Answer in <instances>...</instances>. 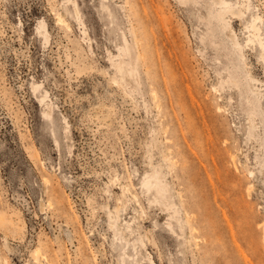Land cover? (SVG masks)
Segmentation results:
<instances>
[{"label":"rangeland","instance_id":"obj_1","mask_svg":"<svg viewBox=\"0 0 264 264\" xmlns=\"http://www.w3.org/2000/svg\"><path fill=\"white\" fill-rule=\"evenodd\" d=\"M228 1L233 8L0 0V264H251L224 253L232 237L223 208L236 221L214 195L254 204L262 241L264 142L249 132L247 92L234 79L245 88L249 71L264 92V58L252 43L240 57L232 34L247 43L257 12L264 30V0ZM204 114L218 142L212 153L203 150ZM154 169L167 197L144 184ZM181 202L198 213L199 245L173 217ZM118 206L127 207L119 222L129 241L110 226ZM212 219L219 234L208 230Z\"/></svg>","mask_w":264,"mask_h":264},{"label":"bare ground","instance_id":"obj_2","mask_svg":"<svg viewBox=\"0 0 264 264\" xmlns=\"http://www.w3.org/2000/svg\"><path fill=\"white\" fill-rule=\"evenodd\" d=\"M222 3L224 4V6L227 9L228 8L231 9V8L234 7V5L228 0H222ZM102 5L104 6V9L110 10V14H112V11H111L112 9H111V7L108 4L103 3ZM76 10H79V8L77 6H76ZM228 11H231L232 13H236V14L241 13V12L243 14L246 13V11L241 10V9L228 10ZM219 16H220L221 19L226 20L227 16L225 15L224 12H221L219 14ZM261 21H262V16L258 12L251 14L250 19L247 20V28L249 29L250 34H249V36H247L248 41L245 44L238 39V37L235 35L236 33L232 34L233 48H234L235 52L238 53L239 56L242 57L243 59H245V47L247 45L251 44V43L256 45V46L257 45L260 46V55H261V57L264 58V30H263L262 25L260 24ZM245 79H246V81H244V87L245 88H242L240 86V79L238 77L234 79V84L238 88L244 89L247 92V100H248V103L250 105V110H251L250 111L251 123H250V126H249V132L252 135H254L255 137H257V138L259 137V140L262 139L263 142H264V92H262V90L259 89V87H257V86L253 87V82L256 81L257 79L255 77H253L251 75V73H249V71H248V75H246ZM203 117L205 118L204 123H205V125H207V127L205 126V129H204V132H206V133H204V135L206 137V139H205V143L206 144L203 147V150L212 153L214 148H218L219 149L218 142H217L216 138L212 135L213 131H212L211 127L209 126V124L207 123L206 115L204 114ZM258 117L261 118V120H260L262 122L261 125H259L258 122H257V118ZM260 127H263V129L260 128ZM179 129H180L182 138H184L186 140L187 139V132H186L185 128L182 126L181 122L179 123ZM226 141H227V139H226ZM194 153H195V155L198 156V152L196 150H194ZM144 184L146 185L148 191H152V190L156 189V191H155L156 193H160L162 196L167 197V194H166L167 190H166L165 184H163V179H162V176H161V173H160V169H156V170L154 169V172L146 177V179L144 181ZM248 189H249L248 193H249V195H251V193H252L251 192V186H249ZM153 193H154V191H153ZM135 197H136V195H135ZM214 199H215V201H218V199H220L222 204L228 205L229 206V210H230V214L233 216L234 220L236 221V224H234L232 222L233 220H231V217H230L227 209L223 208V213H224L226 222H227L228 227H229V233H230V235L232 237V243L229 244V245H225L224 246V248H223L224 253L226 255H228V256H233L234 251H237V252L241 253L242 255H244V257L246 258V262H248V260H250L251 264H257L256 262L252 261L253 259L252 260L249 259L250 257H248L246 255V251L243 248V246L246 244L260 258V261L264 262V254H262L261 251H260L261 248H263V250H264V216L262 217L261 221L259 222V226L262 228V233H263L262 241L260 242L255 237V234L257 232V228H255L254 223L256 221V218H258V217L254 213V207H255L254 204H252L248 199H245L243 203L240 202L239 204L236 205L234 203H231V201L227 198V196H224L222 194V192H219L218 190H215ZM138 203H139V201H138ZM134 207H136V206L134 205ZM123 209H124V207H119L118 206L116 208V212L115 213H111V212L109 213V214H112V218H113V220L111 218L112 223L110 224V226L112 224H113V226H115L114 227L115 228V231H114L115 232V236H116V238H121V239L128 237V235H127V237H125V235H124L125 234L124 232L126 230L124 231V229H123V233L120 230L121 226H120L119 218L121 216L120 213H121V211ZM126 209H127V207H126ZM126 209H124V210H126ZM173 210H174L173 217L176 219V221H177L179 227L181 228L182 232L183 233L190 232V238H193L195 240V244L199 245V242L196 239H201V238H197L198 235L195 234V230L197 229V226L195 225V218H196L195 215H197L198 213L194 214L193 213V208L191 206L185 205L183 202H181V204L179 206L176 205L175 207H173ZM140 212H143V211H140ZM141 214L142 215H139V216H140V218H142V220H144V221L148 220V219H146V215H145L146 213L145 214L141 213ZM135 216H133V217H135ZM136 218H133V219L135 220ZM205 219H206V217H205ZM140 222L141 221H139L138 223H140ZM134 224L136 225V223H134ZM169 224H172V220L169 222ZM142 225L143 224L141 223V226ZM126 227H127V229H130V230H128L129 231V235L133 234L136 231V229H137V228H135V226L132 225V223H129V222L127 223ZM207 227H208V230H211V232H213L214 234H219V232H220L219 229H218L217 223L213 219L209 221ZM138 231L139 230H137V232ZM139 235H136V237L139 236ZM134 236H132V237H134ZM142 236L143 235H141V237ZM143 239L141 238V243H142V245H144L143 247H145V245H146L145 242L146 241H144ZM127 240H128V238H127ZM118 241L120 242V240H118ZM126 243H127V241H126ZM136 243H134L133 246L137 250ZM137 247H139V246H137ZM125 253H128V252H125ZM202 253L206 254L207 251L205 250V252H202ZM202 253H200V255ZM124 260H126V257H125ZM139 261H140V258H139ZM139 261H137V263ZM204 261H205V259H204Z\"/></svg>","mask_w":264,"mask_h":264}]
</instances>
